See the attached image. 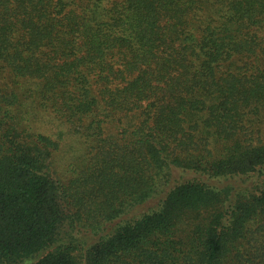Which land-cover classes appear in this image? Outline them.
<instances>
[{"label":"trees","instance_id":"obj_1","mask_svg":"<svg viewBox=\"0 0 264 264\" xmlns=\"http://www.w3.org/2000/svg\"><path fill=\"white\" fill-rule=\"evenodd\" d=\"M0 264H264V0H0Z\"/></svg>","mask_w":264,"mask_h":264}]
</instances>
